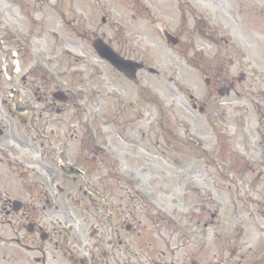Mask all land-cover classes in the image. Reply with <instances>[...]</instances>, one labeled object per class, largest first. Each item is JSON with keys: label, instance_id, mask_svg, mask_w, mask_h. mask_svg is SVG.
<instances>
[{"label": "flooded vegetation", "instance_id": "af4514ba", "mask_svg": "<svg viewBox=\"0 0 264 264\" xmlns=\"http://www.w3.org/2000/svg\"><path fill=\"white\" fill-rule=\"evenodd\" d=\"M70 1L73 7L75 1ZM183 3L190 8L189 3ZM145 9L149 12L148 7ZM68 12L64 10L62 16L68 17ZM74 16L70 23L62 24L64 30H78L79 35L89 41L101 37L120 56L144 64L135 77L130 78L95 53L99 61L111 67L115 77L139 85V74L147 69L150 72V67L133 58L137 48L118 47L119 36L124 37L117 32L121 25L116 21L106 31L94 28L93 22L86 28L76 22L78 16ZM103 20L106 21V17ZM75 23L80 27H74ZM155 23L161 32L164 28L169 31L160 18ZM63 28L60 33L65 32ZM177 29H182L181 25L178 24ZM126 38L131 42L144 41L148 36L141 30ZM16 57L17 53L12 56L11 64L3 67L10 81L4 86L9 94L0 99V264H264L262 67L248 72H232L230 68L223 71L214 65L204 68L208 74L205 87L190 93L189 106L195 115H209L226 141L233 143L228 147L231 160H223L226 171L223 174L230 194L224 202L219 197L225 196L223 184L206 179L202 197L221 209H202L204 205L201 209H192L190 222L184 229L174 217L169 221L172 234L170 228V234L165 237L160 230L165 220L164 209L155 204L158 202L155 197L128 193L120 198L116 183L121 180L129 183L124 176L116 175L115 162L108 171H101L106 167L99 157L103 154L97 144L98 130L79 132L77 126L81 120L77 115H71L73 129L66 136L50 128L52 121L58 123L61 119L63 123V116L72 110L79 111L81 102L85 104L73 90L76 80L70 77V81L65 79L64 83L56 81L47 65L41 69L35 65L36 59L28 60L27 64L22 62L23 69L28 77L38 78L32 89L27 86L26 73L19 75L20 62L17 59L18 64L14 63ZM100 81L99 78L97 84ZM27 89H32L31 95ZM74 93L76 96H72ZM136 102L140 111L145 99H136ZM66 122L63 125L68 124ZM21 128L24 129L22 137L27 141L20 139ZM28 130L32 134L30 139ZM200 136L204 138L201 143L198 139L191 143H199L202 153L192 147V154H203L206 163L211 159L206 147L208 139ZM32 138L34 144L30 141ZM64 138H71L72 146L80 149L70 153L69 142ZM71 166L84 174L67 173ZM54 167L60 177L79 178L80 194L67 193L79 209H69L62 202L60 194L64 193V188L55 183ZM193 189L197 194L198 187L193 186ZM56 204L59 209L53 210Z\"/></svg>", "mask_w": 264, "mask_h": 264}, {"label": "rangeland", "instance_id": "374dc122", "mask_svg": "<svg viewBox=\"0 0 264 264\" xmlns=\"http://www.w3.org/2000/svg\"><path fill=\"white\" fill-rule=\"evenodd\" d=\"M68 1L0 0V24H3L0 25V99L8 93L4 86L10 81L3 67L11 64L12 56L17 53L19 75L26 73L27 77L22 62L27 64L28 60L36 59L35 65L41 69L47 65L56 81L64 83L65 79L74 78V89L70 84L65 85L85 102H81L79 111L72 110L63 116L68 124L63 125L60 119L58 123L52 121L50 128L66 136L73 129L71 115H77L81 120L77 126L79 132L98 130L97 144L103 155L96 156L106 167L101 171H108L115 162L116 175L124 176L129 183L122 180L116 183L120 198L128 193L155 197L158 201L155 204L164 209L165 220L160 230L165 237L170 234V228L172 234L169 221L174 217L184 229L190 222L192 209H201L203 205L202 209L206 210L221 209L202 196L206 179L223 184L225 196H219L223 201L230 194L223 160H231L228 147L233 143L226 141L209 115H195L188 102L191 92L205 87L206 66L214 65L223 71L230 68L232 72L262 67L264 75V0H73L70 1H75L73 7ZM182 2L189 3L190 8ZM64 10L70 12L68 17L62 16ZM74 15L81 26L87 28L94 22V28L106 31L117 21L121 25L117 32L124 36H119L118 47L137 48L133 58L142 60L158 73L143 71L139 74V85L115 77L111 67L97 59L91 41L83 39L78 30L66 31L62 27L70 23V18L75 19ZM104 17L106 25L102 22ZM159 18L180 39L177 45L168 43L158 29L155 21ZM178 24L182 29L176 30ZM73 26L80 27L77 23ZM62 28L64 33L59 32ZM141 30L147 33V40L131 42L126 38ZM27 80V86L34 89L38 78L30 76ZM142 98L145 103L138 111L136 99ZM23 130L20 129V139L27 141L22 137ZM30 135L28 130L29 139ZM200 135L208 139L206 147L211 159L206 163L203 154H192V147L202 153L199 143L204 138ZM196 139L199 143L192 145L191 140ZM64 140L69 142L70 153L80 149L72 146L71 138ZM30 141L34 144L33 138ZM212 157L217 160L214 162ZM55 167V183L64 188L60 194L62 202L69 209H79L67 195L69 191L80 194L79 178L60 177ZM193 186L198 187L197 194ZM178 197L179 205H176ZM57 209L56 204L53 210Z\"/></svg>", "mask_w": 264, "mask_h": 264}, {"label": "water", "instance_id": "95a60500", "mask_svg": "<svg viewBox=\"0 0 264 264\" xmlns=\"http://www.w3.org/2000/svg\"><path fill=\"white\" fill-rule=\"evenodd\" d=\"M166 37L169 43L176 44L178 40L169 32H166ZM93 46L95 49L100 53L102 56L106 57L108 60L114 62L117 64L120 70L124 71L129 77L134 78L136 74V69H132L129 71V69L126 67V65L116 60V58L119 57L118 54H116L102 39H96L93 42Z\"/></svg>", "mask_w": 264, "mask_h": 264}]
</instances>
